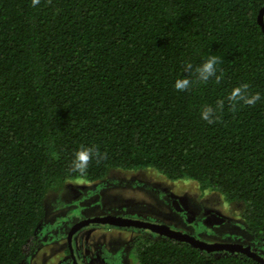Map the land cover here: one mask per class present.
Instances as JSON below:
<instances>
[{
  "label": "trees",
  "instance_id": "trees-1",
  "mask_svg": "<svg viewBox=\"0 0 264 264\" xmlns=\"http://www.w3.org/2000/svg\"><path fill=\"white\" fill-rule=\"evenodd\" d=\"M263 5L0 0V264H33L48 244L39 238L53 227L52 193L113 170L154 169L242 204L247 232L264 247ZM210 58L218 71L200 81L195 68ZM184 76L193 83L178 91ZM244 84L245 97L259 93L254 104L229 99ZM159 236L134 241L138 264H264Z\"/></svg>",
  "mask_w": 264,
  "mask_h": 264
},
{
  "label": "rangeland",
  "instance_id": "rangeland-1",
  "mask_svg": "<svg viewBox=\"0 0 264 264\" xmlns=\"http://www.w3.org/2000/svg\"><path fill=\"white\" fill-rule=\"evenodd\" d=\"M242 206L229 205L214 191L202 193L194 181H172L154 169L113 170L106 179L96 182L77 179L52 193L46 202V222H53V237L47 236L48 244L40 247L31 260L33 264L58 263L68 253L67 236L76 222L124 209L135 210L132 216L141 213L147 216L145 219L176 222L185 229L208 232L201 237L208 242L251 241L242 220ZM137 230L99 223L79 229L73 237L79 263L138 264L136 249L131 245ZM147 232L150 235L153 231ZM255 243L264 253L263 245Z\"/></svg>",
  "mask_w": 264,
  "mask_h": 264
},
{
  "label": "water",
  "instance_id": "water-1",
  "mask_svg": "<svg viewBox=\"0 0 264 264\" xmlns=\"http://www.w3.org/2000/svg\"><path fill=\"white\" fill-rule=\"evenodd\" d=\"M258 20L264 30V5L259 13ZM91 223H99V224L118 226V227H136L138 229H144V230L150 229L151 231L159 235L173 238L176 239L177 241H185L191 243L192 245L202 250L240 251L259 260L260 262H264V257L260 255V253L252 249L249 245H245L243 243L208 242L198 237H195L193 234L189 232L168 227L163 223H156L139 218H132V217H126V216L114 215V214L87 217L85 219H82L80 222H78L77 225L73 227L69 235L70 247L73 254H74V246H73L74 234L79 230V228Z\"/></svg>",
  "mask_w": 264,
  "mask_h": 264
},
{
  "label": "clouds",
  "instance_id": "clouds-1",
  "mask_svg": "<svg viewBox=\"0 0 264 264\" xmlns=\"http://www.w3.org/2000/svg\"><path fill=\"white\" fill-rule=\"evenodd\" d=\"M40 2L41 0H31V5L32 7L35 8L37 5L40 4ZM191 67H192L191 64H187L185 66V70ZM217 71H218L217 60L215 58L207 59L195 68V73L198 75L200 81L209 80L212 76L216 75ZM218 80H219V77L217 76V81ZM192 83L193 81H191L188 77L184 76L175 81L174 87L178 91H183V90L188 89ZM247 88H248L247 84L240 85L234 88L229 95V99L233 101L234 103L239 102L240 100H243L244 103L246 104H249V105L254 104L257 100L260 99V95L259 93H256L255 95H252L251 97H245L244 93L246 92ZM221 107H222V103H221ZM211 113H212V109L209 107L203 111L202 116L205 120H209ZM89 159H90V152L88 150H82V151L77 152L76 167L80 169L81 171H83L86 168V165ZM260 255L264 257L262 253H260Z\"/></svg>",
  "mask_w": 264,
  "mask_h": 264
},
{
  "label": "flooded vegetation",
  "instance_id": "flooded-vegetation-1",
  "mask_svg": "<svg viewBox=\"0 0 264 264\" xmlns=\"http://www.w3.org/2000/svg\"><path fill=\"white\" fill-rule=\"evenodd\" d=\"M133 213H135V210H133L132 209V212H130L128 209H124L123 211H121V212H119V213H107V214H114V215H121V216H126V217H135V218H139V219H143V220H147V221H151V222H156V223H163L164 225H166V226H168V227H171V228H175V229H179V230H182V231H186V232H189V233H191V234H193L195 237H198V238H200V239H202V240H205L204 238H201V237H203V236H207V234H208V232H195L194 230H189V229H185L183 226H179V224L178 223H176V222H169V221H166V220H164V221H160V220H149V219H145V218H147V216H145V215H142L141 213H139V214H137L136 216H132L131 214H133ZM107 214H105V215H107ZM212 215H213V213H211ZM162 215V214H161ZM87 218V217H86ZM83 219H85V218H83ZM82 220V219H81ZM80 220V221H81ZM80 221H78V222H80ZM232 221V220H231ZM78 222H76V224H74L72 227H71V229H70V231H69V233H68V236H67V241H68V243H67V246H68V248H69V250L67 251L68 253L65 255L64 254V257L58 262V263H56V264H80L79 263V261H78V259H77V256H76V253H75V244H74V242H73V246H74V254L72 253V251H71V247H70V242H69V235H70V233H71V231H72V229H73V227L75 226V225H77V223ZM241 222H243V221H241ZM88 225H90V224H88ZM88 225H84L83 227H81V228H79V229H82V228H84V227H86V226H88ZM51 232H53V229H52V227L49 229V226H45V230H44V232L42 233V235H41V237L39 238L40 240H43V241H47L48 240V238L49 237H47V236H50V237H53V235L51 234ZM46 233V235H44ZM77 233V232H76ZM202 233V234H201ZM143 234H146V235H149L148 234V232H147V230H144V229H139V230H137L136 231V234L134 235L135 236V240L137 239L138 240V238L139 237H141ZM219 234H222V232H219ZM76 235V234H75ZM74 235V236H75ZM149 236H151V237H155V238H159L160 236L158 235V234H154L153 232L149 235ZM52 242L54 241L53 239L51 240ZM58 241V240H57ZM206 241V240H205ZM238 243H243V244H245V245H249L252 249H254V250H256V251H258V249H260V248H258V247H256L257 246V244L254 242V240H253V238H251V241H244V240H242L241 242H238ZM44 244V243H43ZM78 245V244H77ZM132 246H133V244H131ZM134 248V247H133ZM78 249H79V251H80V253H81V250H80V247L78 246ZM259 252V251H258ZM261 253V252H260ZM262 254H264V253H262ZM106 264H120V263H106Z\"/></svg>",
  "mask_w": 264,
  "mask_h": 264
}]
</instances>
